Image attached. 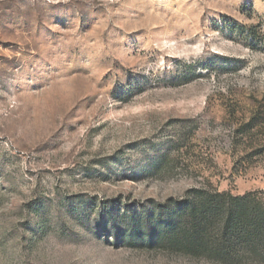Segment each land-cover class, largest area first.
Wrapping results in <instances>:
<instances>
[{"label":"rangeland","instance_id":"1","mask_svg":"<svg viewBox=\"0 0 264 264\" xmlns=\"http://www.w3.org/2000/svg\"><path fill=\"white\" fill-rule=\"evenodd\" d=\"M197 187L264 201V0H0V264H219L125 242Z\"/></svg>","mask_w":264,"mask_h":264},{"label":"trees","instance_id":"2","mask_svg":"<svg viewBox=\"0 0 264 264\" xmlns=\"http://www.w3.org/2000/svg\"><path fill=\"white\" fill-rule=\"evenodd\" d=\"M130 215L125 242L219 264H264V201L206 187Z\"/></svg>","mask_w":264,"mask_h":264}]
</instances>
